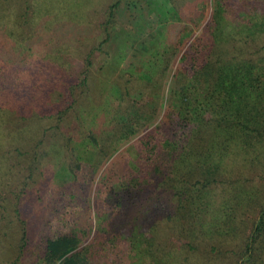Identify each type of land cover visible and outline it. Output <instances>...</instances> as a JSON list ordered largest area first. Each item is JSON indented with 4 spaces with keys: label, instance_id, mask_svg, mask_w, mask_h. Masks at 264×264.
Returning <instances> with one entry per match:
<instances>
[{
    "label": "trees",
    "instance_id": "16d2710c",
    "mask_svg": "<svg viewBox=\"0 0 264 264\" xmlns=\"http://www.w3.org/2000/svg\"><path fill=\"white\" fill-rule=\"evenodd\" d=\"M24 2L27 34L0 28V165L25 162L9 205L0 201V216L11 212L0 228L10 235L0 240L6 264H220L232 238L233 264H264V0ZM99 6L103 19L91 26ZM111 43L113 62L129 58L134 73L122 91L107 82L87 116L78 100ZM72 114L84 126L67 136ZM55 131L59 149L76 139L73 159H62L36 218H23ZM94 178L101 207L85 246L88 230L74 220L85 213L72 202ZM160 223L173 244L161 241ZM202 245L208 253L195 258Z\"/></svg>",
    "mask_w": 264,
    "mask_h": 264
},
{
    "label": "rangeland",
    "instance_id": "374dc122",
    "mask_svg": "<svg viewBox=\"0 0 264 264\" xmlns=\"http://www.w3.org/2000/svg\"><path fill=\"white\" fill-rule=\"evenodd\" d=\"M25 0H0V28L2 27V23L4 22L7 29L14 31L16 34L19 35V37H22L27 34L29 27L28 23H25L27 18L29 17V11H26V14H24V7L25 5ZM108 0H106L107 2ZM100 0H95L94 3H99ZM104 6V3L102 4ZM100 9V6L97 8V11L91 14L90 11V16H94L91 18V26L98 24V22L102 21L103 19V13L98 10ZM92 10V9H91ZM127 17L126 13H123L122 10L119 11L118 13V19L120 21H126L125 18ZM62 24V23H60ZM68 29V28H66ZM86 30V29H85ZM96 28L92 30L95 31ZM68 31V30H67ZM90 32L89 30H86ZM77 35V34H75ZM3 39V36H0V41ZM92 41H88V47L90 46V43ZM87 48V47H86ZM107 50V55H103L102 58H100L99 61L95 62L94 61V69H92L90 78H89V87L86 92L85 96H82V98H79V103L85 107L86 112H88L87 116H90L93 108L96 107V105H100L103 100V93H107L106 89V83H114L116 84L121 91L124 89L126 86V81L130 80L132 78V73L131 69L134 68V65L132 63H129V58L126 60H123L120 64H116L113 62L112 55L115 52L114 48V43L108 44L106 46ZM84 51V48L82 49ZM86 52V50H85ZM249 55V52H248ZM139 55H137L138 57ZM132 60H136L133 63H136L137 66L140 63V58H135ZM77 63V61H75ZM16 113V112H14ZM12 115H14L12 113ZM73 114L72 116L69 115L68 119L65 120L64 124L62 125L61 132L64 133L65 135L69 136L73 133V130L71 128L74 126L77 129V126H79V129L82 130L84 123H81V120L79 121L78 119H73ZM9 117V116H8ZM14 116H10V119H13ZM10 123V121H7ZM12 122V121H11ZM75 133V132H74ZM73 133V134H74ZM78 132H76L77 134ZM50 133L46 134L45 141L42 144V150L43 151V156L39 163L36 165V170L34 173V179L29 181L26 190L31 192V195L28 196L25 195L23 198V201L25 200V207L28 208L27 210L22 212V217L26 218V215L33 220L36 218L38 212H39V206L43 202V195L42 192L48 188V183L52 184L54 183L53 180L57 178L58 173H61L62 167L61 163L63 162L62 159H65L68 163H70L71 159H73V155H71V151L69 150L70 146L74 144L73 142L76 141L74 138H70L68 141L69 148L62 147L59 149L60 145V136H58V133L56 134V131L54 134L49 135ZM76 138V136H74ZM62 146V145H61ZM12 149V146L10 145H4L3 151ZM2 151V148L0 147V153ZM117 153V152H116ZM116 153L113 154L116 155ZM12 155H15L14 152L11 153ZM112 156V157H113ZM118 156V154L116 155ZM7 157V155H6ZM110 161V158L108 160H104L101 162L97 169V174L98 171L103 170L104 166ZM16 158L13 157H7L4 161H2L0 165V175H3V177H0L1 182H0V201L4 200L6 202V205H9V199H11V196L13 193H15V186L18 182L22 181V177L25 174V162H20V164H16ZM105 162V163H104ZM5 169V171L3 170ZM6 172V173H5ZM8 176H7V175ZM255 181L260 182V178L258 179L257 177H253ZM97 179V177H96ZM96 179L92 181L91 185L87 186V192L83 191L79 193L77 196L76 200H73L72 204L74 206V202H77L78 199L81 204V211L85 213L83 217H74V220L78 225L81 226H86L88 230V234L85 236L84 240H82L81 245H87L91 242L92 240V235L94 234V227L95 224L98 223L97 217L95 218L96 215V207H101L99 205L100 201L97 199V195L92 192L93 186L96 184ZM218 190V189H216ZM217 194V193H216ZM215 195V192H214ZM217 196V195H216ZM64 200H61L60 203H63L64 205ZM4 203V202H3ZM68 203V202H67ZM6 206V207H7ZM1 211V208H0ZM41 211V210H40ZM9 215L11 212H7ZM6 212H3V215L0 216V228L4 227L5 229L8 226V221H10L9 215ZM6 216V217H5ZM13 217V214H12ZM21 217V218H22ZM250 219V216H247ZM15 218V217H13ZM15 221V220H14ZM36 221H38L36 219ZM32 227L35 224V221H32ZM248 223L246 224V227L244 228L242 225L240 226V229L245 231V233L248 231ZM31 227L30 224V229H31V235L30 238L33 240L37 241V237L32 236L33 233V228ZM55 231H60L64 227L61 224H56L53 223V226ZM16 229V228H15ZM15 229L13 230V236L12 238L16 237L15 234ZM35 231V230H34ZM158 231L159 234L162 238L161 241H166L169 245L173 244L172 239H170V242H168V237L166 236L168 233L167 227L163 225V223H160L158 226ZM2 230H0V240H6V243L8 244L7 239L9 238V233L7 231L5 232V235L2 236L1 234ZM17 232V230H16ZM33 243V242H31ZM165 243V242H164ZM3 241L0 243V264H6V253L8 254V249L3 245ZM234 241L233 238L222 244L223 249H225L224 255L221 257H218V262L220 264H233L234 257L232 254H230L229 249H233L234 247ZM80 245V246H81ZM208 253V249H206L203 245L200 247L197 253H195L194 257L199 258L200 256H203Z\"/></svg>",
    "mask_w": 264,
    "mask_h": 264
}]
</instances>
